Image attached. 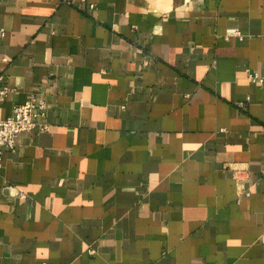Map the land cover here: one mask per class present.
Segmentation results:
<instances>
[{
  "label": "crops",
  "instance_id": "obj_1",
  "mask_svg": "<svg viewBox=\"0 0 264 264\" xmlns=\"http://www.w3.org/2000/svg\"><path fill=\"white\" fill-rule=\"evenodd\" d=\"M249 70L264 0H0V120L49 124L5 152L0 264H264Z\"/></svg>",
  "mask_w": 264,
  "mask_h": 264
},
{
  "label": "built area",
  "instance_id": "obj_2",
  "mask_svg": "<svg viewBox=\"0 0 264 264\" xmlns=\"http://www.w3.org/2000/svg\"><path fill=\"white\" fill-rule=\"evenodd\" d=\"M4 60L7 61L6 58ZM248 79L253 83H264V75L258 71L249 70ZM8 92L9 87L4 84L0 76V99ZM241 105L245 103L241 102ZM47 109V103L34 94L25 102L16 105L11 116L0 120V169L3 166L5 152L15 149L17 136L21 132H43L49 129V124L45 121Z\"/></svg>",
  "mask_w": 264,
  "mask_h": 264
}]
</instances>
